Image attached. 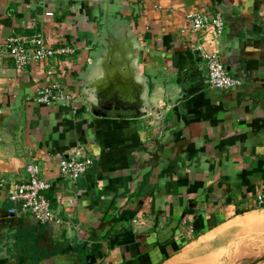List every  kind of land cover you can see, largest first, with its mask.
<instances>
[{"label":"crops","instance_id":"obj_1","mask_svg":"<svg viewBox=\"0 0 264 264\" xmlns=\"http://www.w3.org/2000/svg\"><path fill=\"white\" fill-rule=\"evenodd\" d=\"M208 11L223 16L220 37L188 27V13ZM125 26L142 49L148 114L94 117L80 73L99 33ZM35 33L74 54L17 68L6 38ZM200 45L242 83L210 87ZM47 70L73 101L35 100ZM76 150L93 163L64 179L58 161ZM27 163L49 181L59 223L9 212ZM263 188L264 0H0V264H264Z\"/></svg>","mask_w":264,"mask_h":264},{"label":"built area","instance_id":"obj_2","mask_svg":"<svg viewBox=\"0 0 264 264\" xmlns=\"http://www.w3.org/2000/svg\"><path fill=\"white\" fill-rule=\"evenodd\" d=\"M51 12L45 15H51ZM186 21L190 31L202 33L212 32L214 37H220L223 33L224 19L220 11L216 12H193L186 15ZM4 48L15 66L19 69L31 63H48L58 55L71 56L75 52L72 46H59L53 48L43 35L35 33L32 35L16 34L6 38ZM199 56L205 63L207 70V83L210 87L227 90L239 86L242 80L229 73L228 66L221 60L220 55L198 46ZM46 85L38 88L35 100L42 104H58L73 101L76 94L66 88V85L56 80V73L45 71ZM92 155H85L82 151L76 150L58 161L60 175L67 180H76L82 176L88 167L93 163ZM27 176L23 182L14 184L11 200L19 203V209H10L15 214H28L39 223H59L60 218L54 211L46 196L50 183L39 176L38 167L34 163H27L25 166ZM256 206L264 205V188L255 195Z\"/></svg>","mask_w":264,"mask_h":264},{"label":"water","instance_id":"obj_3","mask_svg":"<svg viewBox=\"0 0 264 264\" xmlns=\"http://www.w3.org/2000/svg\"><path fill=\"white\" fill-rule=\"evenodd\" d=\"M95 42L98 49L79 76V99L94 117L122 116L118 111L130 118L146 116L149 86L132 31L125 26L121 33L101 32ZM177 86L178 100L184 94L183 86Z\"/></svg>","mask_w":264,"mask_h":264},{"label":"trees","instance_id":"obj_4","mask_svg":"<svg viewBox=\"0 0 264 264\" xmlns=\"http://www.w3.org/2000/svg\"><path fill=\"white\" fill-rule=\"evenodd\" d=\"M194 228H195V229L197 228L195 224H194ZM197 229H198V228H197Z\"/></svg>","mask_w":264,"mask_h":264},{"label":"rangeland","instance_id":"obj_5","mask_svg":"<svg viewBox=\"0 0 264 264\" xmlns=\"http://www.w3.org/2000/svg\"><path fill=\"white\" fill-rule=\"evenodd\" d=\"M76 96H77V95H76ZM233 249H234V248H233ZM244 260H249V259L246 258V259H244Z\"/></svg>","mask_w":264,"mask_h":264}]
</instances>
